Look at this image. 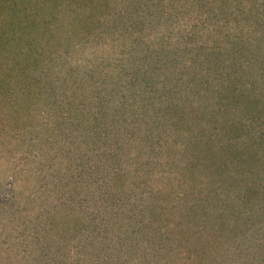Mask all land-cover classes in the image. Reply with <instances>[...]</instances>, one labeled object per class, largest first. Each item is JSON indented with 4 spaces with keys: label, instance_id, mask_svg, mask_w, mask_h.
Segmentation results:
<instances>
[{
    "label": "trees",
    "instance_id": "1",
    "mask_svg": "<svg viewBox=\"0 0 264 264\" xmlns=\"http://www.w3.org/2000/svg\"><path fill=\"white\" fill-rule=\"evenodd\" d=\"M263 165L264 0H0L1 221L21 224L22 192L60 200L27 216L42 264H113L132 191L179 240L150 264H264Z\"/></svg>",
    "mask_w": 264,
    "mask_h": 264
},
{
    "label": "rangeland",
    "instance_id": "2",
    "mask_svg": "<svg viewBox=\"0 0 264 264\" xmlns=\"http://www.w3.org/2000/svg\"><path fill=\"white\" fill-rule=\"evenodd\" d=\"M193 3H194V1H193ZM202 13H204L203 10H200V12H199V10L196 12L188 10V13L186 15H184L185 19H187V20H185L186 25H184L183 29H185L186 31H189V33L193 32V24H195V28L197 30L205 32L201 28V26H203V24H204ZM177 19L179 20L180 23H182L184 21L181 18V15H179L177 17ZM189 44H191V42H189ZM176 63H178V62H176ZM178 64H181V63H178ZM213 119L214 118H212V120H211L212 123H215L218 126L219 125L218 121L216 119H214L215 120L214 121ZM182 121L183 120H181V122ZM20 133H21V131H20ZM177 143H179V142H177ZM205 145H206V143H205ZM179 161H180L179 158L171 157V159L168 161V164L171 166V168H167V169L171 172V170L173 169L175 164L177 165V162H179ZM237 164H238V161L235 160L234 164L231 161V165H232L231 168L232 169H235V167L237 168V166H238ZM240 166H242V165H240ZM243 167L244 166H242V168ZM243 169H245V168H243ZM147 171H148V169H146V173H147ZM237 171H239V170H237ZM246 171L249 172L248 169ZM170 172L165 173V175L169 174ZM235 173H237V172H235ZM235 173H233V174L235 175ZM247 175H249V174L246 173L244 177H246ZM142 179H143V174L139 172L138 176L135 177L134 180L136 181V184H137V180L141 181ZM135 181H132V182L134 183ZM178 182H179V180H178ZM234 184L235 183L233 181V177H231L228 180V182L226 183V185H228V187H226V185L223 184V185H219L217 187V189L213 190V188H211L210 191L203 193V197L205 195H209V196H207L206 199L210 200L211 195L212 196L215 195L216 200L220 201L223 198V194ZM191 185H193V184L186 185V183H185V188L188 186H191ZM135 186L138 188V190L140 189V190L144 191V189H143L144 187L142 184L135 185ZM193 186H194L193 188L187 189L188 192H186V193L188 195L193 193L194 195L201 197L202 189L197 187L198 184L193 185ZM136 187H135V189H136ZM178 188H179V190L183 189L184 185L182 184V186H179ZM193 189H195V190H193ZM15 190L17 191V189H15ZM43 192H45V191L38 189L32 197H30L27 193H23V192H22L23 194L21 193V195H23L22 197H23L24 207H22L21 213L17 214L18 217H20L19 221H21V224H16L14 222V220H12V221L9 220V222H5L3 224L1 219H3L5 217V215L3 213H0V264H42L43 257L42 256L40 257L41 254H37V257H31V255H28L29 251L31 250V247H33V242L30 239L34 240V237H32V235L30 236V233L31 232L36 233L37 231L33 230V228H31L32 225L29 224L33 221V219H28L27 216L31 217L32 215H39V214H42V211H44V212H46L44 215H46V216L48 215V217L50 218L49 215L54 214L56 211L55 210L56 203L58 201H60L57 199L52 200L48 196L43 197V194H42ZM127 196L128 197L125 198L123 203L119 201L117 204V201H116V204L119 206V209L117 207H115L116 210H119L118 211L119 221L116 225L122 228L123 231H118V233L121 232V234H123V236H121L119 238L120 241H118L117 246L115 245V248H113V249H116V251H115L116 253L114 254V257H115L114 260L115 261L113 262V264H115L116 262H118V264H128L129 261H133L134 264H150L151 260L154 259L157 255H159V254H157L158 251L164 255L166 252L165 248L173 247V245L177 244L179 240L177 239L176 236L171 235V233H172V232H170L171 224L165 225L163 222V219L157 220L156 215L152 216V214L148 213L144 208L140 209L139 199L137 198L136 195H134L133 191H132V193H129ZM98 197H100V195ZM0 198L1 199L8 198L7 193L1 189H0ZM263 201H264V198H263ZM144 202L141 200L142 205L147 207L146 203L144 204ZM33 204H35L34 207H36V209L32 208ZM137 204H138V206H137ZM131 205H132V207H131ZM28 208H30V209H28ZM42 220H40L41 225H38L37 227L40 229V231L47 230V232H50L52 230L50 232V235H48V236H49V238H52V240L50 239V244H53V243L54 244L52 246L49 245L50 247H52V248H50V250L45 249V245L48 244V242H47L48 240H45V242H43L41 244H42V247L44 246V249H45L47 255H49V253H50V256H52V259H53V258H55V255H57V256L62 255L63 247L60 248L59 246H57L55 244L56 241L53 240L54 239V236H53L54 235L53 234L54 228L50 229L51 227L48 225V223H49L48 219L43 217ZM19 221H17V223ZM167 222L169 223L168 220H167ZM116 225L114 224L113 226H116ZM125 228H126V230H125ZM40 231H39V234H41ZM256 232H257V230H256ZM169 234H170V236H169ZM259 234H260V232H259ZM41 235H43V234H41ZM216 235L218 236L219 241L213 238L211 242H213L215 244L221 243V236L222 235H219L218 231L216 232ZM256 235H257V233H256ZM262 236L264 237V232L262 233ZM240 239H241L240 237H239V239L236 238V240H239V242H241L239 244L242 246V248L246 249V243L245 242L242 243V240H240ZM233 240H234V238H233ZM113 244H114V242L112 241V245ZM69 245L72 246L74 244H73V242H71V243H69ZM241 246H240V250H239L240 255L243 256L244 258L245 257L248 258L249 257L248 256L249 250H243V249H241ZM254 247L255 246H253V248ZM256 247H255V250L253 249L254 253L260 252L261 248L259 249L258 247L257 248ZM162 248H163V250H161ZM250 250H252V249H250ZM34 252H35V250H34ZM71 253H73L72 250H71ZM155 253H156V255H155ZM225 253L228 256V253L227 252H225ZM83 260H84V257L82 256L81 259L78 261L79 264H87L88 263L87 261H83ZM157 260H159V264H163V261H164L163 258L160 257ZM51 264H55V263H51ZM216 264H219V262H217ZM246 264H248V262H246Z\"/></svg>",
    "mask_w": 264,
    "mask_h": 264
}]
</instances>
